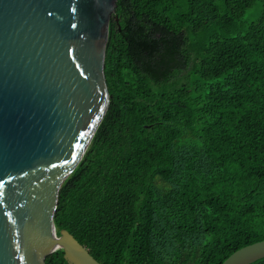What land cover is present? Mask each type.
<instances>
[{
	"label": "trees",
	"instance_id": "trees-1",
	"mask_svg": "<svg viewBox=\"0 0 264 264\" xmlns=\"http://www.w3.org/2000/svg\"><path fill=\"white\" fill-rule=\"evenodd\" d=\"M105 76L58 231L102 264H222L263 240L264 0H117Z\"/></svg>",
	"mask_w": 264,
	"mask_h": 264
},
{
	"label": "water",
	"instance_id": "water-1",
	"mask_svg": "<svg viewBox=\"0 0 264 264\" xmlns=\"http://www.w3.org/2000/svg\"><path fill=\"white\" fill-rule=\"evenodd\" d=\"M117 0H0V264H102L54 222L57 193L110 102L105 76ZM264 258V239L222 264Z\"/></svg>",
	"mask_w": 264,
	"mask_h": 264
},
{
	"label": "rangeland",
	"instance_id": "rangeland-1",
	"mask_svg": "<svg viewBox=\"0 0 264 264\" xmlns=\"http://www.w3.org/2000/svg\"><path fill=\"white\" fill-rule=\"evenodd\" d=\"M260 2H258V4L253 8L248 10L245 15H244V19L247 21H252L255 20L259 17L260 14Z\"/></svg>",
	"mask_w": 264,
	"mask_h": 264
}]
</instances>
